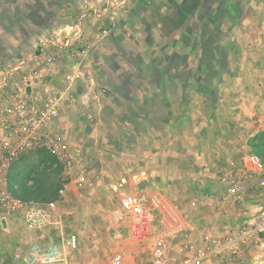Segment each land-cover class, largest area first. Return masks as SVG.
Returning <instances> with one entry per match:
<instances>
[{
  "label": "rangeland",
  "instance_id": "obj_1",
  "mask_svg": "<svg viewBox=\"0 0 264 264\" xmlns=\"http://www.w3.org/2000/svg\"><path fill=\"white\" fill-rule=\"evenodd\" d=\"M91 1L97 0H0V65H7L12 59L33 57L46 48L50 54L58 56L54 68L62 71L57 73L59 78L54 85L60 84L73 64L70 49L79 48L81 43L76 41L70 49L60 45L75 37L95 44L96 40L93 41L92 37L85 38L83 30L88 23L83 21L92 19L88 26L94 24L93 18L103 12L107 4L105 0H99L102 7L87 9ZM110 2L117 4V10H107L104 14L114 16L123 9L127 0ZM159 7L153 9L154 15H157ZM258 8L254 7L251 11L252 31H257L263 24H259L258 13L254 11ZM254 15L257 16L255 19ZM189 16L185 18L176 14L166 25V30L181 29L188 34L183 44L187 54L172 51L170 57L172 63L180 59L188 68L187 85L171 87L174 101L171 104L172 113L169 118H156L153 123L147 124V136L131 133L126 138L127 144L122 146L121 142H116L120 131L117 134L115 126L109 134L113 137L108 138L101 132L100 124L97 125V118L89 123L79 115L80 123L62 128L58 120V125L53 126L74 148L82 149L86 162L96 171L98 177L91 188L77 190L71 187L62 197V170L56 158L47 152L22 158L17 164L23 167L22 174H17L15 168L9 172L11 186L22 189L23 195L30 200L58 201L64 233L78 236L79 248L64 251V260L57 264H109L118 250L115 234L121 192H138L143 198L151 194L169 206L170 219L163 220V215L156 211L155 226L163 232L165 221L174 222L176 230L167 235V249L172 256H178V243L187 238V232L181 229V222L191 224L190 212H184L190 209L191 201L216 192L218 179L230 163L239 161L246 154L264 156V120L258 121L260 104L254 101L259 98V56L257 49H251L250 53L241 36L243 27H248V24L233 29L236 41L233 51L220 50L215 54L209 50L200 66L204 71H200L203 78L196 79L199 73L195 69L196 57L191 54L196 47V39L190 34L195 25L192 14ZM146 17L143 19L146 29H161L159 22L153 23L155 20L145 22L148 20ZM106 28L110 32L112 24ZM216 29L220 32L219 40L226 45L228 27L223 24ZM205 41L211 43L210 40ZM171 77L183 80L178 70L171 71ZM17 81L14 80L12 89ZM184 89L187 94L186 108L178 102V95ZM249 94L250 100L244 101ZM252 108L257 112H252ZM67 113L65 111L64 115ZM135 177H138L139 183L135 182ZM10 223L9 229L0 226L2 257L8 258L23 242L37 239L43 242L39 235L27 233L21 221L12 220ZM45 240L53 241L61 248V238L56 233L47 234ZM129 250H132L131 253H127ZM123 251L126 253L123 264L152 263L149 245L124 248Z\"/></svg>",
  "mask_w": 264,
  "mask_h": 264
},
{
  "label": "built area",
  "instance_id": "obj_2",
  "mask_svg": "<svg viewBox=\"0 0 264 264\" xmlns=\"http://www.w3.org/2000/svg\"><path fill=\"white\" fill-rule=\"evenodd\" d=\"M140 1L149 3L153 0ZM105 3L107 6L98 14L100 18L107 10H117L116 3L110 0ZM108 33L106 27L102 28L99 39ZM78 39L58 43L69 49L76 41L81 44L77 49H70L72 67L56 86L54 81L58 82L59 77H55L54 66L58 56L50 54L46 48L33 57L12 59L7 65H0V213L6 221V229L10 228L7 222L10 218L21 221L27 233L44 239L43 242L38 239L23 242L8 258L0 255V264H57L64 260V251L79 248L78 236L64 233L58 201H26L13 191L9 178L11 168L23 157L40 151L53 155L61 165L62 197L71 187L77 190L91 188L98 177L86 162L82 149L74 148L53 127L65 111L83 117L85 122L92 123L96 119L89 110L90 98L86 91L96 90L94 72L84 64L94 44ZM15 79L18 83L15 82L12 89ZM137 178H134L135 182L139 183ZM218 181V190L207 194L215 211L223 212L227 204H255L258 195L264 193V160L256 154H246L239 161L230 163ZM193 205L196 206V202ZM156 211L163 215V220L170 219L169 206L162 204L159 198H153L151 194L143 198L138 192H121L115 234L118 250L109 264L124 263V248L145 245L151 247L152 264H222L226 259L237 261L243 255V246L262 244L264 237L262 207L252 220L243 221L224 236L216 235L209 227H202V247L194 248L188 240L182 245L186 255L172 256L167 249V235L176 230L175 224L165 221V230L159 232L155 226ZM181 224L182 231H192L188 223ZM49 233L60 236L61 248L53 241L45 240Z\"/></svg>",
  "mask_w": 264,
  "mask_h": 264
},
{
  "label": "crops",
  "instance_id": "obj_3",
  "mask_svg": "<svg viewBox=\"0 0 264 264\" xmlns=\"http://www.w3.org/2000/svg\"><path fill=\"white\" fill-rule=\"evenodd\" d=\"M159 5L158 13L154 15L153 9ZM102 6L97 0L89 2V6L86 7H88L87 9H98ZM254 7H259L257 11L256 9L254 11L258 13L259 24H264V0H153L149 3L140 0H127L123 9L119 10L118 14L112 15L113 17L105 14L103 18H100L96 15L97 19L93 18L95 23L90 26L88 25L92 19L84 20L83 22L88 23L85 31L83 30L85 38L92 37L93 41L96 40V45H93L84 64L94 72L96 90L93 92V90L86 89V91L89 93L90 111L96 113L94 116L98 120L97 125L100 124L102 128L101 132L103 131V134L111 138L113 136H109L110 130L115 126V131L118 129L117 134L120 131L116 142L119 141L122 146H125L129 134L147 136L149 133L145 129L147 124L153 123L156 118L166 119L171 115V104L174 102L171 96V87L176 85L186 87L188 69L180 59L176 63H172L170 59L172 51L177 54H187L184 45L188 34H185V30H166L170 17L176 14L185 18H190L189 15L192 14L191 18L195 29L190 34L195 36L196 47L191 50V54L196 57L195 69L199 72L196 79L197 77L203 78L200 71H204L200 66L209 50L211 49L215 54H218L220 50L229 52L232 49L233 51L236 45L233 29L235 26L242 25L243 27L245 23L248 24V27H243L241 36L242 40L246 42V47L250 49V53L254 48L257 49L259 56L257 60L260 76L257 82L259 98L254 101L261 105H259L258 121L264 120V112L262 113V109L264 110V25L261 24L257 31L251 30V11ZM88 11L90 12V10ZM172 12L175 14L172 15ZM257 16L254 15L253 18L255 19ZM145 17L148 18L145 22H151L150 20H155L153 23L159 22L158 25H161V29L159 27L154 30L146 29L143 23ZM114 21L116 22L114 23ZM111 24L112 30L107 36L97 38L100 28ZM223 24L229 29L226 32L229 39L226 41V45L219 40L220 32L216 29L217 26H223ZM205 40H210L211 43L207 44ZM176 70L182 73L183 80L172 79L171 71ZM61 71L55 69V77L58 78L59 74L57 73ZM254 86H256L255 83ZM186 95L185 89L182 94L178 95V102L179 104L183 103L184 108H186ZM246 96L247 99L244 101L250 100V94ZM250 112L251 110H249ZM252 112L256 113L257 111L252 108ZM62 116L59 119L62 128L64 125L68 127L80 123L79 116L71 111L65 115L63 113ZM55 125H58V122ZM128 128L130 132H128ZM12 189L16 190L14 187ZM194 202H196V206L193 205ZM190 205V209H185L184 212H190L189 221L193 229L191 234L185 233L187 238L182 239L183 242L179 241L178 256L186 255L182 245L188 240L192 241L194 248L203 246L201 228L204 226L211 228L216 235L224 236L229 229L236 228L243 221L252 220L256 216V211L264 207V193L258 195L255 204L247 203L239 206L227 204L224 206L223 212L215 211L214 205L208 197L198 196L195 201H191ZM12 220L7 219L9 225ZM5 222L0 213L1 228H5ZM243 249L240 259L237 261L226 259L222 264H264V237L262 244H250L243 246ZM131 251L126 252L131 253ZM133 253L137 254V251H133ZM124 254L126 255V253Z\"/></svg>",
  "mask_w": 264,
  "mask_h": 264
},
{
  "label": "trees",
  "instance_id": "obj_4",
  "mask_svg": "<svg viewBox=\"0 0 264 264\" xmlns=\"http://www.w3.org/2000/svg\"><path fill=\"white\" fill-rule=\"evenodd\" d=\"M40 152H44V151H40ZM30 155H31V154H30ZM256 155H258V154H256ZM258 156H260V155H258ZM25 157H26V156H25ZM260 157L264 160V157H262V156H260ZM23 158H24V157H23ZM56 160H57V159H56ZM57 163H58V166L61 168V165L59 164L58 160H57ZM14 168L16 169L17 174H20V173L22 174V173H23V167H19V166H17V164H16V165H14V166L11 168L10 171L12 172ZM61 170H62V168H61ZM27 172H28V174L30 173V171H27ZM9 178L11 179L12 177L9 176ZM21 190H22V189H21ZM21 190H20L19 188L15 190L16 194H17L19 197L23 198V199L26 200V201H33V200H30L29 197L24 196ZM48 202H49V201H48Z\"/></svg>",
  "mask_w": 264,
  "mask_h": 264
}]
</instances>
